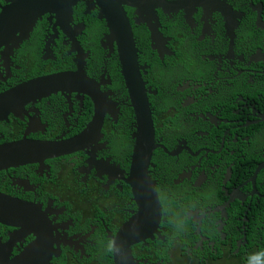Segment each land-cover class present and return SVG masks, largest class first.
Returning <instances> with one entry per match:
<instances>
[{"label": "flooded vegetation", "instance_id": "obj_1", "mask_svg": "<svg viewBox=\"0 0 264 264\" xmlns=\"http://www.w3.org/2000/svg\"><path fill=\"white\" fill-rule=\"evenodd\" d=\"M9 1L0 0V13ZM111 2L130 25L153 116L158 148L147 173L161 220L141 238L144 223L134 218L149 208L128 182L139 121L110 1L79 0L71 17L46 14L17 49H0V97L40 78L82 74L57 94L0 105V149L29 156L0 169V258L28 248L27 264H114V246L138 238L136 264H229L210 237L216 222L198 230L195 219L212 162L251 153L264 163V0ZM96 116L101 130L87 135ZM48 142L59 155L38 157ZM263 228L247 217L228 243L243 250Z\"/></svg>", "mask_w": 264, "mask_h": 264}, {"label": "water", "instance_id": "obj_2", "mask_svg": "<svg viewBox=\"0 0 264 264\" xmlns=\"http://www.w3.org/2000/svg\"><path fill=\"white\" fill-rule=\"evenodd\" d=\"M79 0H13L9 1L6 7L1 9L0 13V49L11 46L10 52L18 48L32 30V27L44 15H57L71 17L73 7L77 5ZM110 1V9L114 22L110 23V28L118 43L120 65L125 77L127 88L132 99V104L136 110L139 126L135 135L136 145L133 151L132 164L130 167V182L133 190L139 192L136 200L149 208L145 213H138V216L150 221L149 230H154L156 225L152 223V217L158 215L155 211V205L158 204L156 199L153 183L148 176L149 160L153 151L158 146L153 142L154 129L152 124V113L149 103L146 99L147 92L144 90V83L137 62L138 52L135 47V41L130 25L125 17V13L120 8L115 10ZM103 11V10H102ZM119 37V38H118ZM82 74H57L46 78H40L31 81L15 92L0 97V105L13 104L17 98H26V100H40L41 97L57 94L64 84L70 79L71 83L80 81ZM103 124V117L96 116L93 124L90 126L89 132L95 128L100 129ZM101 137L100 133L95 136V142ZM37 150V144L35 143ZM44 152L37 154L38 157H51V155H59L60 147L55 142H48L44 148ZM29 158L25 154H6L5 150L0 149V169H7L12 163L24 162ZM264 169V164L260 166L258 172ZM10 202H13L9 200ZM15 203V202H13ZM132 223V220H131ZM140 228V223L138 224ZM125 232V230H124ZM123 232V233H124ZM142 238V237H141ZM139 240H128L124 245L114 246L117 255L114 258V264H136L130 252V246ZM11 246V243L7 245ZM123 247L122 254H119L120 248ZM32 257L30 250L27 248L15 259L16 264H26L31 262ZM48 259L47 261H49ZM42 260H36L39 262ZM0 264H5L4 259H0Z\"/></svg>", "mask_w": 264, "mask_h": 264}, {"label": "clouds", "instance_id": "obj_3", "mask_svg": "<svg viewBox=\"0 0 264 264\" xmlns=\"http://www.w3.org/2000/svg\"><path fill=\"white\" fill-rule=\"evenodd\" d=\"M243 160L245 158L239 154H224L220 159L210 164L205 177L201 181L203 187L201 198L204 210L195 219L198 230L208 226L211 222H216L218 232L216 236L210 235L211 239L224 247L227 255L232 250V256L237 257L241 255L242 250H234L230 247L228 243L229 235L237 230L247 217L254 220H264V203H261L264 196L259 191V188L262 187L259 182L264 181V169L258 172V169L264 163L256 166L254 170L249 167L242 173L240 179L235 180V171H237L238 166L242 165ZM207 188L209 190L205 191L204 189ZM155 211H158L159 214L152 217V223L157 226L161 220L159 201L155 205ZM137 219L141 218L135 216L134 220ZM141 220L144 223L143 228L145 230L142 238H150V234L156 228L152 231L149 230L150 221L145 220V216ZM245 251L246 255L243 260H250L249 264H255V258L258 256L264 258V228L250 241ZM20 255L13 259L8 256L6 258L10 260L11 264H16L15 259ZM6 258H3L5 264Z\"/></svg>", "mask_w": 264, "mask_h": 264}, {"label": "trees", "instance_id": "obj_4", "mask_svg": "<svg viewBox=\"0 0 264 264\" xmlns=\"http://www.w3.org/2000/svg\"><path fill=\"white\" fill-rule=\"evenodd\" d=\"M262 162L261 157H255L250 153V155L242 161V165L237 167V171H235V180L240 179L242 176V173L245 172L249 167L251 170H254L256 166H258ZM262 180V179H261ZM261 181L259 182V185H261ZM260 193L264 196V185L259 188ZM261 203H264V200L261 201ZM236 231V230H235ZM234 231V232H235ZM232 250L231 253L227 255V260L229 261V264H249L250 260H243L244 256L246 255L245 249L242 250V253L239 257L232 256ZM255 264H264V258L258 256L255 258Z\"/></svg>", "mask_w": 264, "mask_h": 264}, {"label": "rangeland", "instance_id": "obj_5", "mask_svg": "<svg viewBox=\"0 0 264 264\" xmlns=\"http://www.w3.org/2000/svg\"><path fill=\"white\" fill-rule=\"evenodd\" d=\"M221 264H225V262H221Z\"/></svg>", "mask_w": 264, "mask_h": 264}, {"label": "bare ground", "instance_id": "obj_6", "mask_svg": "<svg viewBox=\"0 0 264 264\" xmlns=\"http://www.w3.org/2000/svg\"><path fill=\"white\" fill-rule=\"evenodd\" d=\"M254 191H256V190H254Z\"/></svg>", "mask_w": 264, "mask_h": 264}]
</instances>
